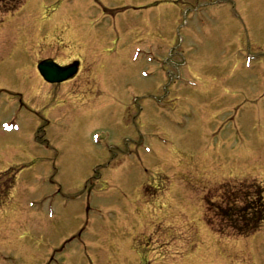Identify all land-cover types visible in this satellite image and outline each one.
<instances>
[{
	"label": "rangeland",
	"instance_id": "obj_1",
	"mask_svg": "<svg viewBox=\"0 0 264 264\" xmlns=\"http://www.w3.org/2000/svg\"><path fill=\"white\" fill-rule=\"evenodd\" d=\"M8 2L0 264H264V228L229 238L205 208L223 183L264 188V0ZM80 54L89 92L20 87Z\"/></svg>",
	"mask_w": 264,
	"mask_h": 264
},
{
	"label": "trees",
	"instance_id": "obj_2",
	"mask_svg": "<svg viewBox=\"0 0 264 264\" xmlns=\"http://www.w3.org/2000/svg\"><path fill=\"white\" fill-rule=\"evenodd\" d=\"M263 192L254 182L222 185L216 205L207 204V212L213 209L219 225L232 235L248 237L264 227Z\"/></svg>",
	"mask_w": 264,
	"mask_h": 264
},
{
	"label": "flooded vegetation",
	"instance_id": "obj_3",
	"mask_svg": "<svg viewBox=\"0 0 264 264\" xmlns=\"http://www.w3.org/2000/svg\"><path fill=\"white\" fill-rule=\"evenodd\" d=\"M49 59V58H47ZM54 63H56L60 67H65V66H74L75 64L77 65V69L75 73L68 79L60 83H53V84H48L45 83V81L41 78L40 73L37 71V63L34 65V70H32V74H27V76L21 81V86L24 91L27 92L28 97H33L32 95H36L34 88V85L36 83L39 84H44L46 87H48L49 95L47 97H54L57 94H59V90L63 86V89L68 91L67 94H72L75 93V91L80 87L84 86L87 88V91H90V88L88 86V75L90 73L89 66H85V56L84 54L77 55L74 59L68 60L67 62L59 60L57 56L50 58ZM41 61V60H39ZM179 93L181 92H186L189 91L187 88L179 87L176 85L175 87ZM76 89V90H75ZM74 90V91H73ZM66 94V95H67ZM38 98V96H35ZM189 114V113H187ZM5 178L0 179V186L4 182ZM8 188V187H7ZM2 196V193H0V197Z\"/></svg>",
	"mask_w": 264,
	"mask_h": 264
},
{
	"label": "water",
	"instance_id": "obj_4",
	"mask_svg": "<svg viewBox=\"0 0 264 264\" xmlns=\"http://www.w3.org/2000/svg\"><path fill=\"white\" fill-rule=\"evenodd\" d=\"M39 70L41 72V75L43 76V78L45 80H47L48 82H61L65 79H67V68H57L56 66H53V64H51L49 61L46 62H42L39 65ZM65 73V74H64ZM48 74H52L50 75L51 77L48 76ZM60 76V77H56Z\"/></svg>",
	"mask_w": 264,
	"mask_h": 264
}]
</instances>
